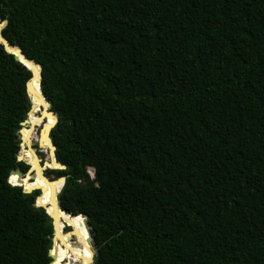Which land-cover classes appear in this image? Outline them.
Returning <instances> with one entry per match:
<instances>
[{
  "label": "trees",
  "instance_id": "trees-1",
  "mask_svg": "<svg viewBox=\"0 0 264 264\" xmlns=\"http://www.w3.org/2000/svg\"><path fill=\"white\" fill-rule=\"evenodd\" d=\"M0 20L39 67L65 166L46 176H65L92 264H264V0H0ZM29 75L0 45V264H67L38 190L9 175L28 168ZM55 218L80 262L62 222L85 239L82 218Z\"/></svg>",
  "mask_w": 264,
  "mask_h": 264
},
{
  "label": "water",
  "instance_id": "water-1",
  "mask_svg": "<svg viewBox=\"0 0 264 264\" xmlns=\"http://www.w3.org/2000/svg\"><path fill=\"white\" fill-rule=\"evenodd\" d=\"M5 25V21L4 20H0V30L1 28ZM0 45H2L3 49L12 54L14 59L18 60L25 68H27L30 72V75L29 77L27 78V80L25 81V84H24V87H25V93L29 99V107L25 113V118L23 120H21L19 122V125H20V128L18 129V134H19V137H20V140H21V134H20V131H21V128L24 127V126H27L29 125L28 123V114L33 110V102L31 101L30 97H31V92H30V89H31V86L32 84L36 83V87H37V91L39 92V95H40V100L43 102L44 104V107L42 105H40V111L38 112V114L41 116L43 115V120L40 121V124L39 126H36L34 125L33 128H36L38 127L37 129V135L38 137L40 138L42 136L43 139H45L47 142H48V147H47V151H48V155H50L53 160H54V163L56 165H58V167L56 168H49V167H44L42 166V169L41 171L39 172V176L43 179L46 180V182H50V181H54V182H57V189L55 190V193H54V198H53V201H54V206L55 208L58 210V212H61V213H64L66 215H69V216H80L82 218V222H83V225L87 231V235H86V241L89 242V246H90V249H91V256L89 258V263L88 264H92V257H93V254H94V249L91 245V237L89 235V232H88V225H87V221H86V218L82 215V214H76V215H71V214H67L65 213L64 211H62L60 209V207L58 206V202H57V199H56V196L57 194L59 193L60 191V187L62 185V183L64 182L65 180V176H57V177H54V178H51V179H48L47 180V176L43 173V171L48 168V169H62L64 168L65 166L59 162H57L55 159H54V145L52 144L51 142V139L49 137V132H50V129L55 125V123L57 122V118H56V115L50 110L49 108V103L46 102V100L44 99V97L42 96L40 90H39V78H40V73H39V67L31 60L27 59L21 52V50L16 47V46H12V45H9L8 42L6 41V39H4L2 36H1V33H0ZM47 117H50L52 120L51 122H47ZM38 144V143H36ZM19 146H20V143H19ZM31 149H33V147L31 146ZM16 160H22L19 156V153H17L16 155ZM24 161V160H23ZM25 162V161H24ZM45 160H41L40 158H38V163L39 164H42L44 163ZM26 163V162H25ZM27 164V163H26ZM35 170L31 168V165H28V168L25 170L24 173H21L19 170L17 169H11L9 170V175L10 174H16L17 176V179H16V182H18V184L16 185H19L21 186V190L22 192H25V193H29L31 192L32 190H35L37 189L38 190V193L36 194L35 196V204L37 206H40L42 207L45 212L48 214V216L50 217L51 219V226H52V237H51V246L53 244V240H54V236L56 235V229H57V221H56V218L54 217L53 214L49 213L46 208L48 205H45V204H42L41 202L37 201V198L40 197L41 195V191H42V188L41 187H38L36 186L35 184L34 185H31V186H24L23 185V179L25 177H30L28 178L29 182L31 181V179L33 177H35ZM9 182V181H8ZM11 183V182H10ZM58 220V219H57ZM62 225H66L68 227L66 231V233H71L73 232V228L70 226V225H67L66 223H63L62 222ZM72 236V235H71ZM50 246V248H51ZM50 248L47 250V255L48 257L50 258V261L52 259V256L50 255Z\"/></svg>",
  "mask_w": 264,
  "mask_h": 264
},
{
  "label": "bare ground",
  "instance_id": "bare-ground-1",
  "mask_svg": "<svg viewBox=\"0 0 264 264\" xmlns=\"http://www.w3.org/2000/svg\"><path fill=\"white\" fill-rule=\"evenodd\" d=\"M34 86H31L30 92H31V101L34 104V109L29 113L28 116V124L25 127L21 128V141H20V148H21V144H22V153H21V159L24 160L26 162V160L33 162L34 164L30 163V162H26L28 165H31V168L35 170V177H33L31 180L35 181L39 187L42 188L41 194H46L47 198H45L46 202L45 205H49V209L53 212L54 217H58L60 216V212H58V210L55 208L54 206V193L55 190L57 189L58 185L57 182L54 181H50L49 183L46 182L45 179L41 178L39 176V172L42 169V166L44 167H49V168H56L58 167V165L54 164V160L53 158L48 155L47 159H45V162L42 164L38 163V156L36 155L35 151L33 149H31L30 146H28L27 140H28V136L32 141H35L36 143H38L37 145H39L42 149L48 147V142L42 138V136L39 138L36 134L34 133V128L33 126H39L40 122L37 121V119L43 120V115H39L38 112L41 110L40 109V105H42L44 107L43 102L40 100V98H38L35 94H34ZM37 100L40 102H37ZM51 118L47 117V122H51ZM25 129V130H24ZM23 130H24V134H23ZM33 133V134H32ZM20 151V150H19ZM19 156H20V152H19ZM30 178V177H28ZM49 178H47L48 180ZM41 197V195H40ZM44 199V198H43ZM67 218H70L69 215H66ZM56 235L54 236V241H56L59 245V248L62 250V255H60L57 259V262H59L60 259H68V255L67 252H64L65 250V244H64V240L61 237L63 235V232H60L59 230L56 229ZM64 235H66L67 237H71L72 236H77L78 238V242L73 241L72 245L75 247H78L79 245L82 246V249L84 251L83 254H81V258L83 260L84 264H88L89 263V259H85V254L87 255H91V249L87 248L86 246V240L84 238L81 237V233L77 230V229H73V232L71 233H66V231H64ZM67 264H70L69 259L67 261Z\"/></svg>",
  "mask_w": 264,
  "mask_h": 264
},
{
  "label": "rangeland",
  "instance_id": "rangeland-1",
  "mask_svg": "<svg viewBox=\"0 0 264 264\" xmlns=\"http://www.w3.org/2000/svg\"><path fill=\"white\" fill-rule=\"evenodd\" d=\"M37 121L40 122V119H37ZM24 127H25V126H24ZM37 129H38V127L34 128V133H35V134H36V132H37ZM35 131H36V132H35ZM31 146L33 147V150L35 151V153H36V155L38 156V158H40L42 161L45 160V159H47L48 151L46 150V148H43V149H42L39 145L36 144L35 141H32V142H31ZM19 150H20V146H19ZM19 150H18V153H19ZM45 170H46V169H45ZM87 173H88V175L91 177V176H92V169H91V168H87ZM47 177H48L49 179H51V178H53V175H52V174H48ZM62 229H63V231H65V230H67L68 228H67L66 225H64ZM70 241H74V237H73V236L70 237ZM64 252H65V250H64ZM83 253H84V251L81 252V254H83ZM88 256H89V255L85 254V259H88ZM80 258H81V257H80ZM67 261H68V259H67ZM58 264H59V263H58ZM76 264H84L82 258L80 259V262H78V263H76Z\"/></svg>",
  "mask_w": 264,
  "mask_h": 264
},
{
  "label": "flooded vegetation",
  "instance_id": "flooded-vegetation-1",
  "mask_svg": "<svg viewBox=\"0 0 264 264\" xmlns=\"http://www.w3.org/2000/svg\"><path fill=\"white\" fill-rule=\"evenodd\" d=\"M43 173L46 175V172H45V170L43 171Z\"/></svg>",
  "mask_w": 264,
  "mask_h": 264
}]
</instances>
